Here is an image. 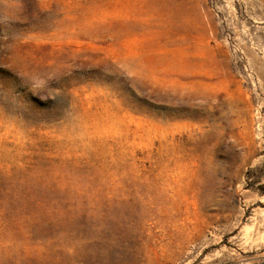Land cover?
I'll use <instances>...</instances> for the list:
<instances>
[{
    "label": "rangeland",
    "instance_id": "1",
    "mask_svg": "<svg viewBox=\"0 0 264 264\" xmlns=\"http://www.w3.org/2000/svg\"><path fill=\"white\" fill-rule=\"evenodd\" d=\"M0 264H264V0H0Z\"/></svg>",
    "mask_w": 264,
    "mask_h": 264
}]
</instances>
